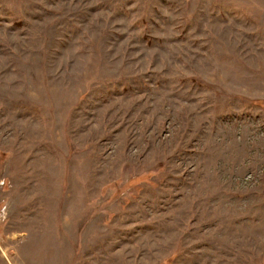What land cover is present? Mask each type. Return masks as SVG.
I'll return each instance as SVG.
<instances>
[{
  "label": "rangeland",
  "instance_id": "rangeland-1",
  "mask_svg": "<svg viewBox=\"0 0 264 264\" xmlns=\"http://www.w3.org/2000/svg\"><path fill=\"white\" fill-rule=\"evenodd\" d=\"M0 264H264V0H0Z\"/></svg>",
  "mask_w": 264,
  "mask_h": 264
}]
</instances>
